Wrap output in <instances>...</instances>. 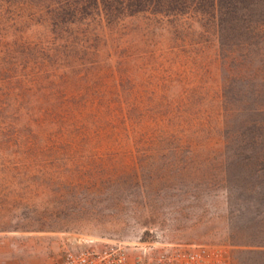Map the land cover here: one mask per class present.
<instances>
[{"label":"rangeland","instance_id":"1","mask_svg":"<svg viewBox=\"0 0 264 264\" xmlns=\"http://www.w3.org/2000/svg\"><path fill=\"white\" fill-rule=\"evenodd\" d=\"M49 1L0 0V258L48 234L264 264V0L70 21Z\"/></svg>","mask_w":264,"mask_h":264},{"label":"trees","instance_id":"2","mask_svg":"<svg viewBox=\"0 0 264 264\" xmlns=\"http://www.w3.org/2000/svg\"><path fill=\"white\" fill-rule=\"evenodd\" d=\"M253 2L254 0H50L48 4L64 9L60 14L63 21L93 14L106 20H114L123 15L144 12L177 15L188 11L211 17L218 13L220 20H235V14L246 10Z\"/></svg>","mask_w":264,"mask_h":264},{"label":"built area","instance_id":"3","mask_svg":"<svg viewBox=\"0 0 264 264\" xmlns=\"http://www.w3.org/2000/svg\"><path fill=\"white\" fill-rule=\"evenodd\" d=\"M137 254L133 257L129 252ZM218 263V260H215ZM54 264H208L202 250L171 245L147 243L129 248L120 241H109L100 246H83L72 240L64 246Z\"/></svg>","mask_w":264,"mask_h":264},{"label":"crops","instance_id":"4","mask_svg":"<svg viewBox=\"0 0 264 264\" xmlns=\"http://www.w3.org/2000/svg\"><path fill=\"white\" fill-rule=\"evenodd\" d=\"M70 242L48 234L29 236L28 248L17 247L14 242L8 244L11 249L9 247L6 255L0 258V264H54L59 260L64 246Z\"/></svg>","mask_w":264,"mask_h":264}]
</instances>
